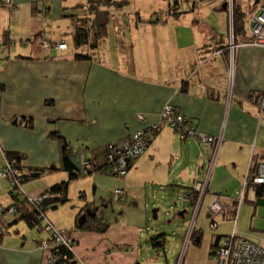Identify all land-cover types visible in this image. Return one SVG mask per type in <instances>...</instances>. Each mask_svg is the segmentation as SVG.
Segmentation results:
<instances>
[{
  "label": "crops",
  "instance_id": "obj_1",
  "mask_svg": "<svg viewBox=\"0 0 264 264\" xmlns=\"http://www.w3.org/2000/svg\"><path fill=\"white\" fill-rule=\"evenodd\" d=\"M69 7L70 0H0V39L6 42L0 46V152L26 154L25 164L31 169L56 167L57 171L49 175L56 174L58 179L46 180L48 175L33 181L38 182L36 193L67 177L59 169L62 143L48 137L50 133L57 132L70 143V160L77 167L81 158L91 157L96 149L136 131L153 129L163 109L175 105L199 133L222 140L208 185L201 196L198 194V207L190 203L195 209V220L217 200L223 206L222 221H229L225 216L237 207L236 199L243 193L235 227L241 214L246 216L252 210L248 206L243 213L244 202L264 204V196L257 195L256 187H244L248 176L254 175L255 168L264 162V132L259 131L260 125L254 131L261 111L259 105L249 100L253 92L264 91V48L245 43L230 69L217 46L226 40L223 16L214 29L198 21L193 23V19L170 34L164 26L168 20L178 22L181 15L168 16L165 11L162 21L154 16L153 9L149 21L156 19L158 23H148L139 14L136 19L140 26L133 20L124 31L121 26L116 28L115 23L112 32L108 28L106 41L96 43L99 47L92 52L93 63L76 61L74 52L68 55L67 51L42 47L44 41L66 43L63 35L73 32L66 25L65 11ZM62 22V27L58 26ZM148 24L163 29L148 31ZM172 47L176 52L170 57ZM100 52L102 55L97 56ZM140 57H146L147 63ZM137 114L143 120L135 118ZM22 118L29 126L20 123ZM148 147L145 156L131 167L134 171L126 174V182L136 170L153 162L162 149L163 160L169 162L156 164L166 171L161 173L160 187L168 185L172 169L173 183L175 180L189 185L186 193H192L193 186L209 174L211 150L191 139L181 140L172 127L161 128ZM5 200L4 206L9 205L8 195ZM88 205H82L81 210L85 206L94 208L93 204ZM124 207L129 213L131 209ZM256 211L253 209L252 214ZM80 212H73L72 218L59 228L65 229L66 225L73 229ZM119 216L122 220L117 219L115 224L104 217L108 224L104 233L73 230L77 242L74 252L79 258L73 264H142L140 250L147 249L148 243L138 244L136 232L147 229V223L130 222L123 212ZM216 224L217 230L220 222ZM17 226L9 232L19 234ZM193 228L196 229V223ZM18 237L0 241V264H50L46 251L40 249L41 238L31 244L26 237ZM213 243L211 235L208 241H201L207 258ZM110 250L114 253L110 254Z\"/></svg>",
  "mask_w": 264,
  "mask_h": 264
},
{
  "label": "rangeland",
  "instance_id": "obj_2",
  "mask_svg": "<svg viewBox=\"0 0 264 264\" xmlns=\"http://www.w3.org/2000/svg\"><path fill=\"white\" fill-rule=\"evenodd\" d=\"M72 2V7H69L65 11V16H68L66 25L68 26L69 31H73L75 33L77 30V26L84 27L88 26L89 20L87 17L92 16V13L88 12V7H78L81 3L87 6L89 0H70ZM121 1V0H120ZM126 1L123 8H117L115 6L106 5L103 1L98 2L97 5L103 8H110V17L109 18V32L113 31L114 25L116 23V28L118 26L123 27V30L126 31L128 25L133 23L137 26H140L138 19H136V14L138 13L140 17L145 18V20H151V10H155L153 12L154 16H158L160 20L165 21L166 16L163 12L167 11L168 9V2L169 0H122ZM171 1V0H170ZM181 3V11H187L186 13L182 14L178 22H174L173 20H168L167 25L164 26L165 31L170 32L173 34L174 32L180 31V27L186 24L185 21H192L193 19L198 21L201 24H204L207 27L215 28L216 21L220 19L221 16L224 17V29L223 33H228L229 26L231 25L230 18H228L227 11L230 17H232V5L234 0H226L227 11H219L218 8L221 6V1H215L210 4L202 3L200 0H180ZM255 0H236L235 3L241 6V9L246 13L245 18L248 20L249 16H251L259 7L264 6V0H259L257 5H254ZM96 3H92L91 5L94 6ZM196 5L193 11H190L191 5ZM93 8V7H91ZM150 13V14H149ZM227 19V22H226ZM193 20V21H194ZM64 21V20H63ZM120 22L121 25L118 24ZM55 26L57 23L54 22ZM227 24V25H226ZM63 22L60 23L58 26L62 27ZM149 30L153 32H161L162 27L159 29L153 24H148ZM133 29V28H130ZM135 29V28H134ZM57 30V29H56ZM143 31V30H141ZM71 33V34H72ZM220 33V34H223ZM71 34L63 35L65 41H61L66 45V48L62 51H67L68 55H72L73 52L75 54V49L73 45H71ZM224 35V34H223ZM103 41V40H102ZM2 42V43H1ZM58 42V43H61ZM56 43V44H58ZM0 44L4 45L5 43L0 39ZM42 47L45 49H55L54 42H42ZM82 52V51H78ZM176 50L172 47V51L169 52V56H175ZM102 55V52L97 54V56ZM74 57V55H73ZM144 64L147 63L145 61L146 57H140ZM103 60V59H102ZM166 61V58H164ZM106 62L108 59L106 58ZM139 63V60L137 61ZM3 88L0 87V97H2ZM258 107V106H257ZM142 117V115L135 116L138 120ZM260 122V124H259ZM26 124V123H25ZM260 125L259 131L262 133L264 132V111H261L260 120L257 121L256 127L254 131H258V126ZM161 129V128H160ZM156 129V130H160ZM155 129H149L147 131H154ZM143 130L136 131L132 134L125 135L123 138L115 141V142H127L129 137H132L134 134H137ZM156 132V131H154ZM158 132H156L157 134ZM259 138V142H260ZM151 142V141H150ZM113 143V142H110ZM106 144L99 149H96L92 156L89 158H81L77 164V168L80 173V179L77 183H72L68 189V202L64 205L60 204L57 206L56 209H49L46 212V221H42V229L38 228H29L26 225L21 224V226H17L20 230L19 234H11L7 238V240L12 241L15 237L19 236L18 239L23 240L26 237L27 240L31 241V244L35 240L41 238L42 241H46L49 239V233L46 232L44 228L48 221H51L56 226L60 227L63 226V223L66 224V221L72 218L73 212H80L76 218V225L70 231H58L60 232L68 241L67 246L73 244V252L76 246V239L74 238L75 234H73V230H81L78 229L79 227L78 221L80 217L85 214L87 210L90 213H93L94 209H97L96 217H100L103 220L104 217L109 220V222L116 223L117 219L122 220L120 214H124L125 218L130 222H135L140 220L142 223H147V229H140L136 232L139 236L138 244L141 246L147 244V249H141L140 254H142L143 261L142 264H214L213 260L209 257L207 258L204 254V247L201 248H192L191 243H187V238L192 230L195 227L196 229H201L203 234V239L205 241L209 240L210 235L212 237L218 236H231L234 232L237 236H245L248 239L252 240L253 242L262 243L264 246V204L262 205H253L247 202L243 203V213L248 210V206L253 209H257L255 213L252 214V210L248 211V215L243 216L241 214L239 225L236 222V226L234 227V220L227 217L229 221H222V214H211L209 213V209H207V213L205 214L203 211L195 220V209H192L190 203H194L193 207H198V199H188L184 200L183 196L186 194L187 188L189 185L183 184V182H176L172 180L173 176V169L171 171V175L169 177L168 185L164 187H160L159 180L162 179L161 173H166V171L161 168L162 166H156L157 163L163 161V165H166L168 162L163 160V156L165 153V149H162L160 155H156L153 162L149 165L136 170V174L133 175L129 182H126V177L128 173H132V166L135 161L139 158L144 157L145 153H142L136 160L124 162L122 166L116 172L117 175H114L115 172V163L113 162L112 158L109 157L107 160L108 163H112V167L108 170V174H94L96 171H102L97 167V165H88V168L91 169L88 173L81 172L83 167L85 166V160L88 161H96L100 158H105L108 150V145ZM148 147V146H147ZM149 148V147H148ZM147 149V148H146ZM150 150V149H149ZM106 159V158H105ZM3 155L0 152V172H4L3 168L5 166ZM10 166V165H8ZM125 166V167H124ZM11 167V166H10ZM120 169L125 170V174L119 173ZM178 170V169H176ZM18 171V169L16 170ZM31 169H26L24 171L25 177L30 176ZM104 171V170H103ZM10 172H14L12 168H9L7 172H5L4 176H10ZM22 174V172H20ZM0 176V222H2V228L5 229L7 227L6 221H8V213L4 210V202L5 196L11 191V185H9L8 178H1ZM58 179L56 174L52 176H48L45 178L46 180L49 179ZM45 181V180H43ZM38 182L28 181L22 184L21 188L24 189L25 193L30 198L29 200L37 199L38 202H41L43 198L47 195L45 191L41 193H36L38 189L37 184ZM174 184V185H173ZM30 189V191L28 190ZM117 189H121L122 195L114 196V191ZM18 191V190H17ZM44 196V197H43ZM52 197H50L51 199ZM94 203H93V202ZM85 203L93 204L94 208H87L86 206L81 210V206ZM118 205H120L121 209H119ZM127 205V210L131 209L129 213L126 211L124 207ZM98 207V208H95ZM131 207V208H128ZM156 212V219L152 218V214L154 211ZM185 211L183 216H179V213ZM209 213V214H208ZM239 214L237 213L236 221H238ZM6 220V221H4ZM220 222L217 230H210L209 225L211 222ZM138 222V221H137ZM59 223V224H58ZM238 225V226H237ZM17 229L16 227H14ZM64 228H68L64 225ZM236 228V229H235ZM97 230V229H96ZM87 232H95L90 230H85ZM72 232V233H71ZM75 233V232H74ZM163 234L165 244L164 247H156L154 248L150 244V237H155L157 235ZM214 235V236H213ZM209 236L208 238H206ZM162 238H159L161 240ZM65 245V244H63ZM150 245V246H149ZM41 249V248H40ZM114 253V250H110L109 253ZM75 253V252H74ZM204 254V255H203ZM78 257L76 254H74ZM54 260L51 264H56L55 255L52 253ZM46 259L48 261V255L46 254Z\"/></svg>",
  "mask_w": 264,
  "mask_h": 264
},
{
  "label": "trees",
  "instance_id": "obj_3",
  "mask_svg": "<svg viewBox=\"0 0 264 264\" xmlns=\"http://www.w3.org/2000/svg\"><path fill=\"white\" fill-rule=\"evenodd\" d=\"M97 1L101 2L103 1L104 4L115 6L117 8H123L126 1H115V0H89L87 3V6L85 4L78 5V7H88V12L92 13V16L87 17L89 20L88 26L80 27L77 26V30L75 33L71 34V45H73V48L75 49V54L73 59L76 61H88L93 63L94 60L92 59L93 50L97 49L99 46H97V42L105 40L108 33V25H109V18L110 17V8H103L99 7L97 5ZM202 3L210 4L215 1H221V6L218 8L219 11H227V5L226 0H200ZM236 0L233 1L232 5V17L229 16L228 11L227 15L228 18H230L231 25L229 26L228 33H226V40L220 41L218 43V52H220L226 59L227 63L229 61V39L232 36L233 42L236 45L237 49L234 52L235 59L237 58V53L242 45L245 43L252 42V37L249 34V28H248V20L245 18V12L241 9L240 5H237L235 3ZM92 3H96L94 6L91 5ZM181 1L180 0H169L168 2V9L165 12L168 16H175L178 17L184 13L185 11H181ZM223 4L226 5V9L223 10ZM93 7V8H91ZM196 5H191L190 11H193ZM138 16V13L136 14V17ZM197 21L194 20L193 23H196ZM137 23H140V21H137ZM148 23H158V20L154 21H148ZM3 41V40H2ZM4 42V41H3ZM2 43V42H1ZM6 43V42H5ZM224 43V44H223ZM221 44V46H220ZM2 44H0L1 46ZM224 45V46H223ZM82 51V52H78ZM95 59V58H94ZM259 92H262V90H259ZM254 93V92H253ZM249 100L252 102L251 97H249ZM264 102V101H263ZM256 103L260 107V111H264V103ZM177 107V106H176ZM177 112L180 113L178 107ZM21 124H25L29 126V123L24 118L20 121ZM158 132V130H154ZM50 138L58 139L61 144V164H60V170L62 171V175H67L66 180L55 183L54 185L50 186L45 192L47 195L41 202H38L37 199H33L32 202L29 200L30 198L25 193L24 189L22 190L21 186L22 184L28 182V181H34L36 179H39L41 177L48 176L49 174L56 172L57 169L55 166H50L47 168H30L27 167L25 162L27 160V156L24 153L18 152V151H4L2 153L3 158L5 161V166L3 168L4 172L9 170V168H12L15 170V173L13 172V179L14 183L12 184L9 180V185H11V191L8 193L10 204L4 206V210L8 213V221H6L7 227L5 229L2 228V224H0V241L7 238L9 235L13 234L12 232H9V229L13 226H17L20 223H24L29 228H38L42 229L41 222L46 219V212L49 209H56L58 205L66 204L68 200V189L71 182H74L78 179H80V173L77 167L71 162L70 160V154H71V145L69 142L65 140V138L61 135H59L57 132H52L48 135ZM10 165V166H8ZM98 166V165H97ZM98 168V167H95ZM18 169V171H16ZM26 169H31V175L25 177L24 175L20 174V172L25 171ZM102 171H96L94 174H108L109 168L107 166H104L103 168H98ZM104 170V171H103ZM255 171H257V168H255ZM0 172V173H4ZM64 172V173H63ZM256 173V172H255ZM256 193L258 196H264V186H257L256 187ZM18 190V191H17ZM44 197V196H43ZM50 197H52L50 199ZM196 200V199H194ZM237 200V199H236ZM195 203V202H194ZM92 204L88 205L91 206ZM235 204L229 203V206L232 208ZM94 207V206H93ZM223 209L221 210L220 214H222ZM237 214V209L234 208L230 212L229 215H226L225 217H229L232 220L235 218ZM46 221V220H45ZM47 224H51L54 228L58 230H65L70 231L72 229H60L54 223L51 221H48ZM46 224V225H47ZM76 224V223H75ZM46 227V226H45ZM44 227V228H45ZM81 230H90L95 231L97 233H104L106 229L108 228V224L105 220H103L100 217L95 218H89L87 217L86 222L83 224L82 227H77ZM97 229V230H96ZM47 232V231H46ZM15 234H17V231H14ZM159 238H162L159 240ZM227 238V237H226ZM225 238V239H226ZM203 239V234L201 230L192 228L188 238L187 243H191L193 247H200L201 241ZM221 239L220 236L216 235L214 236V243L210 248V258L213 259V256H215L216 249L219 248V246L223 245L224 240ZM50 240V234L49 239ZM150 244L156 248V247H164L165 240L164 235L160 234L155 237H150ZM45 241H41L43 243ZM73 250V244H70L69 246L60 244L58 246H55L51 253L55 255L56 264H73V262H78L79 258L76 257Z\"/></svg>",
  "mask_w": 264,
  "mask_h": 264
},
{
  "label": "built area",
  "instance_id": "obj_4",
  "mask_svg": "<svg viewBox=\"0 0 264 264\" xmlns=\"http://www.w3.org/2000/svg\"><path fill=\"white\" fill-rule=\"evenodd\" d=\"M247 24L249 28V34L253 38L251 44L256 47L264 48V6L259 7L256 12L249 16ZM237 47V44H234L231 36L229 39L228 61V68L230 69H233L235 66L234 52L236 51ZM55 48L61 51L66 48V45L61 42L55 44ZM250 97L252 102L262 103L264 101V91L254 92L250 95ZM139 119L143 120V117H140ZM165 126L172 127L179 134L181 140L191 139L211 150L208 163L209 174L206 176V179L203 182L196 183V185L193 186L192 193H188L183 196L184 200L196 199L198 194L201 196L208 185L210 174L217 159L218 149L222 140L220 138H214L199 133L196 127L189 125L184 116L177 112V107L174 105H168L163 109L160 120L154 129H160ZM153 134L154 131L143 130L137 134H134L132 137H129L127 142L120 141L110 143L108 145V150H105V152H107L105 155L106 159L100 158L96 161L85 160L86 163L81 172L88 173L91 170L88 168L89 164L92 166L98 165L100 162H107L109 157H111L116 166L115 172H113V174L117 175L116 172L124 162H128L129 160H132L133 162V160H136L142 153H144L150 140L153 138ZM105 166H107L110 170L112 163L107 162ZM4 173H0V176H2L1 178H8L13 184V174L10 176H4L6 175ZM11 173L13 172H10V174ZM119 173L123 176L125 174V170L120 169ZM22 175H24V171L22 172ZM248 185L254 187L264 186V162L259 164L254 175L248 176V178L245 180L244 187H247ZM113 194L116 197L117 195H122V191L121 189H117ZM200 196H198V204L201 201ZM242 202L243 193L240 195V198L238 197L237 199V207H239ZM208 209L209 213L212 215L219 214L222 210V206L217 200H215ZM0 224H2V222H0ZM209 228L210 230H216L217 224L213 222L210 224ZM45 229L50 234V240L41 243L40 248L46 251V254L48 255V262L51 264V262L54 260L51 250L60 244H65L67 246L68 241H66L65 237L60 232H58L63 230H58L51 224H47ZM212 260L214 264H264V246L262 243L253 242L245 236H237L234 232L231 236L224 240L223 245L216 249L215 256H213Z\"/></svg>",
  "mask_w": 264,
  "mask_h": 264
},
{
  "label": "water",
  "instance_id": "obj_5",
  "mask_svg": "<svg viewBox=\"0 0 264 264\" xmlns=\"http://www.w3.org/2000/svg\"><path fill=\"white\" fill-rule=\"evenodd\" d=\"M259 2V0H255L254 1V5H257V3ZM223 10H225L226 9V5L225 4H223ZM96 212H97V209H94L93 210V213H90V211L89 210H87L86 212H85V214H83L81 217H80V219H79V221H78V224H79V227H82L83 226V224L86 222V220H87V217H89V218H95L96 217ZM156 210L153 212V214H152V218L153 219H156L157 218V216H156ZM182 214L183 213H179V216L181 215L182 216Z\"/></svg>",
  "mask_w": 264,
  "mask_h": 264
},
{
  "label": "bare ground",
  "instance_id": "obj_6",
  "mask_svg": "<svg viewBox=\"0 0 264 264\" xmlns=\"http://www.w3.org/2000/svg\"><path fill=\"white\" fill-rule=\"evenodd\" d=\"M106 164H107V162H100L97 167L103 168ZM108 166H110V165H108ZM114 175H116V174H114Z\"/></svg>",
  "mask_w": 264,
  "mask_h": 264
},
{
  "label": "clouds",
  "instance_id": "obj_7",
  "mask_svg": "<svg viewBox=\"0 0 264 264\" xmlns=\"http://www.w3.org/2000/svg\"><path fill=\"white\" fill-rule=\"evenodd\" d=\"M55 44H56V43H55ZM174 106H175V105H174ZM169 127H170V126H169ZM153 129H154V128H153ZM155 133H156V132H154L153 136L155 135ZM150 141H151V140H150ZM149 143H150V142H149ZM148 145H149V144H148ZM145 151H146V150H145ZM145 151H144V152H145ZM186 194H188V193H186ZM184 195H185V194H184ZM236 202H237V200H236ZM241 204H242V203H241ZM236 209H237V207H236ZM234 219H235V218H234Z\"/></svg>",
  "mask_w": 264,
  "mask_h": 264
},
{
  "label": "flooded vegetation",
  "instance_id": "obj_8",
  "mask_svg": "<svg viewBox=\"0 0 264 264\" xmlns=\"http://www.w3.org/2000/svg\"><path fill=\"white\" fill-rule=\"evenodd\" d=\"M220 204V203H219ZM221 205V204H220ZM222 206V205H221ZM222 209H223V206H222ZM229 237V236H228Z\"/></svg>",
  "mask_w": 264,
  "mask_h": 264
}]
</instances>
